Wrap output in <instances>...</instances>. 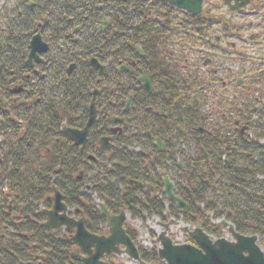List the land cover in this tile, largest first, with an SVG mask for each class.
Returning a JSON list of instances; mask_svg holds the SVG:
<instances>
[{
	"label": "flooded vegetation",
	"instance_id": "flooded-vegetation-1",
	"mask_svg": "<svg viewBox=\"0 0 264 264\" xmlns=\"http://www.w3.org/2000/svg\"><path fill=\"white\" fill-rule=\"evenodd\" d=\"M7 1H0V11L24 15L30 10L35 27L25 51H20L17 44L0 45V110L3 112L0 129L5 132L13 128L7 118L14 117L15 109L27 114L42 109V90L61 84L63 72L58 67L67 64L64 74L68 77L79 76L87 69L85 81L93 83L84 109L87 117L81 121L78 118L74 123L63 121L60 127L63 136L80 155L95 161L105 152L100 150V140L104 137L110 138L111 149L123 138L117 139V135L128 134L129 138L134 125L128 118L133 106H138L141 112L138 153L149 166L166 165L178 194L173 175L175 164L181 170L183 163L191 161L195 165L197 160L200 162V153L209 164L220 153H226V144L231 141L242 148L252 139L261 114L264 118V95L260 93L262 89L256 88L264 87V0H203L197 15L178 9L167 0L158 3L151 0L144 13L133 16L138 41L115 28L125 18L110 13L103 0H96L95 9L84 20H79V16L66 20L64 10L59 9L61 0H35L34 3L12 0V7H7ZM243 4L246 5L243 7ZM38 34L49 49L37 53L38 60H30L31 41ZM58 36L60 39H53ZM99 39L102 41L94 55H84L78 63V55L84 54L78 44L82 43L90 51ZM66 56L68 61L64 62ZM73 56L78 59L72 60ZM93 59L104 67L102 75L91 66ZM244 64L249 67L243 69ZM142 78L150 81L151 91L147 90L145 81L139 82ZM130 84L136 93L129 91L120 97L119 88L128 90ZM228 90H239L247 98L241 101L235 92L228 104ZM95 92H98L97 116L81 152L64 129L83 130L87 126ZM215 95L221 98V107L207 114L202 112L205 103ZM130 100V108L125 111ZM99 119H106L107 123L99 125ZM16 123L19 122L14 119ZM19 124L23 134L27 127L23 122ZM95 138L98 140L93 148L91 141ZM84 179L77 177L78 181ZM144 184L145 190H157L149 183ZM161 186L164 193V179ZM51 210L52 206L43 207L44 223L48 221L46 212ZM80 214L68 212L75 219L84 215ZM74 254L82 262L83 254ZM33 261L40 264L39 256L35 255Z\"/></svg>",
	"mask_w": 264,
	"mask_h": 264
},
{
	"label": "trees",
	"instance_id": "trees-1",
	"mask_svg": "<svg viewBox=\"0 0 264 264\" xmlns=\"http://www.w3.org/2000/svg\"><path fill=\"white\" fill-rule=\"evenodd\" d=\"M103 1L110 13L125 18L122 19L123 24L118 22L115 28L118 31L121 29L120 33L131 34L138 41L132 24L133 16L144 13L151 0ZM61 2L59 9L64 10L66 20L77 16L80 17L79 20H84L95 9L96 0ZM131 10L133 12L129 17L126 16ZM31 14L30 10L24 15L10 10L0 11V45L17 44L20 51H25L35 27ZM53 39L58 40L60 36ZM101 41L99 39L95 48L90 51L85 50L82 43L78 44L79 48L84 49V54L78 55L79 59L73 56L72 60L78 59L79 63L83 60L82 56L94 55ZM67 58L68 56L63 59L64 62ZM66 65L58 67L63 72L61 84L42 90V109L34 111L33 114L21 113L27 127L25 140L20 144L12 143L7 157L0 159V179L4 181L0 186V196L5 200L0 203V264L32 261L35 255L39 256L41 264H82L72 256L75 249L72 230H60L50 234L41 227L45 220L42 209L52 206L50 197L54 189L64 195L69 207L83 211L87 218V229L95 234L106 233L107 220L96 208L91 194L97 195L112 214L126 211L133 216L147 214L162 219L167 216L166 200L159 198V194H162V178L158 170L168 168L164 163L149 166L142 155L129 152L126 148L128 144L136 142L141 132V112L138 106H133L128 118L130 124L134 125V131L129 138L128 134L117 135V139L123 138L108 151L112 154L105 160L111 167L105 171L103 177L99 179L90 176L88 180L85 176L84 181L77 180L81 169L92 173L90 167L98 160H90L80 155L63 136L60 127L66 119L71 123L78 118L80 121L86 119L84 109L91 97L93 83L85 81L87 69H83L79 76H66ZM129 91L136 93L133 85L130 84L128 90H124L122 86L119 88V96L125 97ZM14 119L17 118H10L13 125ZM98 121L99 125L107 123L106 119ZM100 128L101 126L98 127ZM1 135L0 132V139H3L0 146H3L7 139ZM251 138L242 148L233 141L226 144V153H220L218 159L209 164L204 161L202 153L199 154L200 162L197 160L195 165L191 161L183 163L184 168L181 170L175 164L173 175L177 180L178 196L188 204V210L182 215L170 205L171 215L203 228L216 238L222 237V228L213 225L211 221L225 219L242 235L264 239V146L259 143L257 136ZM97 140L95 138L94 142L91 141L93 148ZM123 140L126 142L124 146ZM130 181L149 183L157 190L152 192L137 189L130 186ZM88 186L91 188L90 193L86 190ZM5 188L8 191H3ZM9 204L10 208L7 206ZM128 234L136 241L138 234L133 229H129ZM140 255L148 264H165L159 260L156 247L149 251L141 249ZM107 258L113 260L115 256L108 255Z\"/></svg>",
	"mask_w": 264,
	"mask_h": 264
},
{
	"label": "water",
	"instance_id": "water-1",
	"mask_svg": "<svg viewBox=\"0 0 264 264\" xmlns=\"http://www.w3.org/2000/svg\"><path fill=\"white\" fill-rule=\"evenodd\" d=\"M161 2L165 0H154ZM183 11L199 14L203 0H167ZM246 4H243V7ZM49 49L48 45L42 41L41 36L35 35L31 41L30 60L35 58L38 60L37 53H42ZM91 66L103 74L104 67L99 64L96 59L91 61ZM127 69V68H125ZM124 69V70H125ZM121 70V71H124ZM145 81L146 88L151 91V84L147 78H142L139 82ZM98 92H95L94 99L89 108V121L83 130H75L65 128L64 132L69 136L75 146L84 151L88 141V135L91 126L95 122L97 116L95 98ZM128 102L125 111L130 108ZM115 121L116 118H115ZM160 149V145H157ZM111 147L110 138L105 137L100 141V150H105ZM131 185H136L138 188H143V184L139 182H130ZM164 192L167 198L175 204L183 213L187 212V204L183 199L176 196L174 183L169 177L164 178ZM103 215L107 218L109 234L99 236L90 233L86 228V219L82 217L80 220L68 216L69 208L63 202V196L59 191L55 192L54 206L51 211H47L48 221L43 224V228L48 232H53L61 228L75 229V242L78 246L76 253H83L85 264H108L104 261L108 253H115L118 256H128L132 261L138 264H147L139 254L138 248L134 241L127 234L124 227L128 220V213L121 212L119 215H112L106 206L101 205ZM80 210L76 214H80ZM175 225L179 222H174ZM164 231L158 235V238L152 243L158 246L159 259L166 264H264V252L258 245V236H245L236 231L233 224L223 220L221 225L232 236L233 240L220 238L214 240L202 228L189 227L184 228L186 233L193 243L176 244L168 235L169 224L159 223ZM33 264V263H20Z\"/></svg>",
	"mask_w": 264,
	"mask_h": 264
},
{
	"label": "rangeland",
	"instance_id": "rangeland-1",
	"mask_svg": "<svg viewBox=\"0 0 264 264\" xmlns=\"http://www.w3.org/2000/svg\"><path fill=\"white\" fill-rule=\"evenodd\" d=\"M14 1H24V0H14ZM29 3H34L35 0H28ZM12 0L7 1V7L11 6L12 7ZM6 10V7L4 8ZM249 66L245 65L243 66V69L248 68ZM8 70V74H9ZM244 79V78H243ZM248 81V80H247ZM246 83V82H245ZM256 88H260L262 89L260 91V93H262L264 95V87L262 85H258L256 86ZM216 90V89H215ZM235 92H237L238 96H240V100H246L247 98V94L242 93L241 95V91L237 90H228L227 91V102L229 104V99L233 97V95L235 94ZM223 93V91H222ZM259 96V95H258ZM264 99V97H263ZM221 101V98L217 97L215 95V98L209 99V101H207L205 103L204 108H202V112H206V114L209 111H212L214 109L220 108L221 106L219 105ZM254 101V99H253ZM255 102H252L251 104H254ZM261 109V107H259ZM219 111V109L217 110ZM263 111V110H262ZM22 111H16L15 109V113H14V117L13 116H9L7 118V120L9 121L10 118H17V122L21 123H26V121L22 118ZM21 114V115H20ZM0 116H1V110H0ZM262 114L261 116L258 118V127L255 129V131L253 132V136L254 137H258L259 138V143L264 146V118L262 119ZM256 120V119H255ZM16 123L13 126V123H11L12 127L10 131L5 132V130H1L0 132L3 136L6 137V143L3 146H0V159H5L9 153L10 150V145L13 144H20L21 142H23L25 140V132L22 134V131L20 130V124ZM215 126L217 124L213 123ZM224 126V124H223ZM137 142H138V138H136V142L134 143H130L126 146L127 151L132 152V153H138V146H137ZM8 151V152H7ZM111 152H105V154L99 156L96 160H98L95 165L92 166V168L90 167V169L93 170L92 173H90L91 171H88L87 169H81V171L83 170L84 173L82 176H86V178L89 180V177L91 176L92 178H97L99 177V179L101 177H103L104 173L106 170H108L111 167V164H108L107 160H105L106 158H109V156L111 155ZM158 173L162 174L163 176L165 175H169L168 170L161 168L160 170H158ZM2 183H4V181L2 179H0V186L2 185ZM100 183V182H99ZM8 191V189H7ZM6 192V191H5ZM89 193L91 192V189H89L88 191ZM2 193V190L0 189V195ZM53 195V193L51 194ZM92 195V200L94 202V204L96 205V207H98V205L102 202V200L94 194ZM160 200H168L166 197L164 196H159ZM3 196H0V203L5 202V200L3 201ZM10 205L9 206L10 208ZM167 204L165 203V207L166 209H168V207L166 206ZM73 214V213H72ZM209 216V215H208ZM212 217V216H209ZM174 222H179V224L175 225ZM159 223H165V224H169V231H168V235L175 240L177 243H183V242H188V237L187 234L183 232L184 228L186 227H196L194 225H191L189 223L186 222V220H182L180 218H168L167 221H164V219L159 218L155 215L149 216L147 214H141V215H137V216H133L131 214H129L128 216V220L126 221L125 227L127 230L129 229H133L137 234L138 237L136 239V243L139 249H144L147 250V248L149 249H153V247H155V245L152 243L158 236V234H160L161 232L164 231V228L160 227L158 224ZM211 223L213 225H218V220H212ZM107 231V229H106ZM222 236L226 237L228 240H232L231 235L228 233V230H222ZM190 243V242H189ZM259 245L261 247V249L264 252V239H261L259 241ZM121 262L124 261L123 258L119 259Z\"/></svg>",
	"mask_w": 264,
	"mask_h": 264
}]
</instances>
